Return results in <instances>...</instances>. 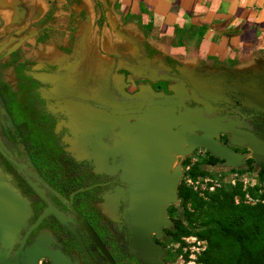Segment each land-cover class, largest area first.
<instances>
[{
  "label": "crops",
  "instance_id": "1",
  "mask_svg": "<svg viewBox=\"0 0 264 264\" xmlns=\"http://www.w3.org/2000/svg\"><path fill=\"white\" fill-rule=\"evenodd\" d=\"M0 26L22 35L5 42L7 60L30 43L20 59L49 87L67 152L96 173L122 171L114 141L140 108L173 98L211 114L232 95L263 110L253 94L264 92V0H0Z\"/></svg>",
  "mask_w": 264,
  "mask_h": 264
},
{
  "label": "water",
  "instance_id": "2",
  "mask_svg": "<svg viewBox=\"0 0 264 264\" xmlns=\"http://www.w3.org/2000/svg\"><path fill=\"white\" fill-rule=\"evenodd\" d=\"M160 104L150 109L135 110L141 114L138 120L125 126L117 135L113 146L114 160L119 159L117 167L121 168L123 178L127 179V204L124 212L129 226L128 248L141 264H163L161 259L163 250L152 236H160L163 228L168 225L166 207L176 197L179 171L172 170V154H187L195 148L202 147L215 157L236 167L243 157L214 138L221 131L229 132L232 135L231 142L235 145L249 143L255 156L264 161V141L249 131L239 129V124L231 118L204 116L196 109H190L173 98L163 100ZM8 160L19 170L23 169V166L11 157H8ZM29 184L45 200L47 207L25 230L22 238L21 233L8 234L0 230V264H37L43 258L49 259L52 264H69L62 253L41 243H36L25 252L22 251L29 235L50 215L64 225L72 223L81 227L109 264H115L91 226L72 206L74 196L88 190L89 187L79 188L70 193L68 200L63 199L68 209L76 216L69 218L46 199L43 191L30 181ZM117 197L119 198L118 194ZM19 198L25 201L16 193L11 197H0V206L6 204L3 210L0 208V226L7 215V207L18 210ZM26 204L28 206L26 212L18 211L24 216L21 221L22 228L27 226L31 215V209L27 202ZM69 230L75 234L71 227ZM75 237L85 251L80 238L76 234ZM17 242L19 246L14 253L13 263L12 259H9V253ZM19 256H25L24 262L20 263Z\"/></svg>",
  "mask_w": 264,
  "mask_h": 264
},
{
  "label": "trees",
  "instance_id": "3",
  "mask_svg": "<svg viewBox=\"0 0 264 264\" xmlns=\"http://www.w3.org/2000/svg\"><path fill=\"white\" fill-rule=\"evenodd\" d=\"M16 70L20 80L17 92L0 83V111L11 122L7 133L0 124V150L15 153L19 162H26L47 175L50 189L64 197L94 184L96 176L90 171H83L81 165L67 155L55 136L42 128L45 123L56 124L54 116L44 109L45 100L39 94L44 85L26 74L24 67L18 66ZM30 99L42 106L39 112L28 102ZM0 157L7 171L14 173V165L1 153ZM197 172V167H194L192 176L195 177ZM93 190L76 194L73 203L83 204L92 196ZM238 193L236 188L221 189L204 201L196 193L181 187L179 196L188 225L178 222L170 233L172 239L178 241L183 236L194 234L193 214L186 207L189 203L198 212L197 218H201L205 228L201 234L208 246L200 258L201 264H264V204H236L234 197ZM30 209L33 217L28 219V226L38 215L36 207L30 205ZM92 216L90 212L87 218L92 221ZM92 223L98 225V221Z\"/></svg>",
  "mask_w": 264,
  "mask_h": 264
},
{
  "label": "flooded vegetation",
  "instance_id": "4",
  "mask_svg": "<svg viewBox=\"0 0 264 264\" xmlns=\"http://www.w3.org/2000/svg\"><path fill=\"white\" fill-rule=\"evenodd\" d=\"M49 16H50V12L47 14L46 18L43 20V23L48 22ZM39 38L42 40L38 41ZM46 39H47V33L45 30H43L41 35L36 39V42L42 43ZM20 52L21 51L13 52L11 56H9L11 60H5L2 64H0V67L3 71L2 79L0 80V83H5L12 92L18 91V85L20 81L17 70H16L18 66L24 67L25 73L34 77L31 72L32 70L31 60L27 58L24 60H21L20 58H18L17 60L15 59V57ZM7 71H12L15 76L14 78L16 80V85L14 87H12L4 79ZM38 81L44 85V87L39 90L40 96L45 100L44 109L47 112H49L52 116H54L55 122H56L54 126H51V124L45 123L42 125V128L52 133L55 136V138L58 140V143L63 147L67 155L70 158L74 159L71 156V154L67 152L65 144L63 143V137L67 133V130L64 127L60 126V123L63 120V118L62 116L53 113V111L51 110V104H50L51 101L47 98V95H46L49 91L48 90L49 87L46 84L42 83L40 80ZM157 89L166 90L164 88V84L157 86ZM229 96H230V99L228 101H220L214 106L215 111L213 113L211 114L202 113V114L207 117L227 116L228 118H231L232 120H234L235 122L239 124L238 126L239 129L249 131L253 133L257 138L264 141V135L260 134L258 131L260 128L258 124L264 118V111L257 110L255 108H245L240 105V102L238 99H236L232 95H229ZM28 102L31 103V105H34L33 108L36 111L39 112L41 110L42 106L40 107L39 104L35 100L30 99L28 100ZM5 121L8 124L5 123ZM0 124L2 125L6 133L11 129V122L5 115H3V113H1V111H0ZM197 134L200 135L201 133H197ZM214 138L217 139L221 144L227 145L228 147L232 148L235 152L239 154L238 150L231 145L232 135L229 132L220 131L217 133V135ZM0 153L7 160H8V157H11L16 162H18L19 164L23 166L22 170H19L18 167L14 166L15 167L14 173H11L10 171L8 172L7 169L4 167L2 159L0 157V169L2 168L5 174H7L11 178L12 183L14 184L15 188L19 191L21 196L27 200L29 207L31 205L37 208V213H38L37 217L47 207V203L40 196V194H38L30 186L29 181L32 182L38 189L43 191L46 199L57 210L63 212L69 218H76V216L71 212V210L68 209L67 204L63 201V199L68 200L69 196L64 197L63 195L55 192L52 188L50 189V187L47 185V178H46L47 175H45L42 172L37 171L35 167H33L32 165L26 162H19L15 158V153L13 152H8L6 150L1 149ZM75 161L81 165L83 171H90L96 177L94 179L95 180L94 184L90 186H86V187H89L88 190H91L94 188V190L91 193L92 196H90L89 199H86L83 204L75 205L72 202L73 208L77 210L82 215V217L87 221V223L91 226V228L93 229V231L95 232V234L97 235L101 243L104 245L106 250L109 252L115 264H136L137 262L141 264L137 256L131 254L128 248V242H126L129 237V226L127 228L125 222L123 223L122 220H119V218H121L120 215H122V210L124 206L121 200H119V203L117 205V212H116V216L114 219H109L105 217L99 209L100 204L105 201L104 196L106 194L107 196L113 195V194L115 195L116 188H119V189L126 188V182H123L124 180L121 177V171H119L118 173L114 175L96 173L93 167L89 163L84 162V161H77V160ZM90 212L93 213L92 221H90L87 218V215H89ZM32 217L33 216L31 212L30 218L32 219ZM96 221H98L97 226L93 225L92 223ZM27 226L25 230L29 227ZM39 227L40 229H38ZM69 227H71L72 230L75 232V234L80 238L81 242L84 245L85 251L83 250L82 246L76 240L75 234L69 230ZM38 228H37L38 230L35 229L29 235L22 249L23 252L29 249L32 246V244L38 240V235L41 231H47L51 234V239L47 242H42L41 244H47L46 245L47 248L54 249L62 253L64 257L66 258V260L69 262V264H109V262L107 261L105 256L102 254V252L99 250V248L96 246V244L92 241L89 235L81 227L75 224H72V223H68L67 225H64L60 223L54 216L50 215L41 222ZM25 230L21 232V238ZM18 246H19V242L15 243V245L10 251L11 255H9V259H12L13 263H15V258L13 256ZM122 255L124 257L123 261H122ZM24 260H25V256H19L20 263L24 262ZM37 264H52V263L49 259L43 258V259H40Z\"/></svg>",
  "mask_w": 264,
  "mask_h": 264
},
{
  "label": "rangeland",
  "instance_id": "5",
  "mask_svg": "<svg viewBox=\"0 0 264 264\" xmlns=\"http://www.w3.org/2000/svg\"><path fill=\"white\" fill-rule=\"evenodd\" d=\"M17 29V28H15ZM27 33V31H25ZM33 35V33L31 34ZM22 35L11 33L1 32L0 26V64L7 60V50L3 51L5 48V42L11 38L15 37L16 40H13L9 43L12 47L18 45L17 39L21 38ZM30 43H25L24 48L21 52L15 57L25 58V55L28 54ZM24 52L22 53V51ZM13 52H10V55ZM2 69L0 67V80L2 79ZM254 102L264 101V92L256 91L253 94ZM247 104H252L248 102ZM264 111V105L262 106ZM5 123H7L5 121ZM8 124V123H7ZM260 126L259 133L264 135V118L258 124ZM239 154L242 155V161L236 167H232L225 160L219 159L212 155L210 151L205 148L198 147L193 151L184 154H172L171 155V167L172 170L179 171V179L176 190L175 199L166 207L167 210V219L169 221L168 225L163 228V232L160 236L153 235L154 240L161 246L163 250V255L161 257L163 264H201L200 258L207 249V240L203 237L201 232H204L205 228L201 223V218L198 219V212L187 203V210L193 214V226L194 234L183 236L178 241L172 239L170 233L173 231L174 226L178 222H182L183 225L187 226L188 222L185 218L183 206L181 205V199L179 196V189L186 188L196 193L199 198L206 201L212 196L215 192L221 189L227 188H236L239 193L234 197V202L244 203L247 205H257L264 204V161L255 156L254 150L251 148L249 143H244L241 145H235ZM194 167H197L198 172L195 177L192 176L191 172ZM123 182L127 183V179ZM14 184L12 183L11 178L5 174V172L0 169V197H11L13 194ZM213 188V189H210ZM19 193V191L16 189ZM115 192L119 195V200H121L123 206L122 215L119 220L125 222L127 228L128 224L126 221L125 208L127 204V192L126 188H116ZM20 194V193H19ZM21 195V194H20ZM26 202L27 200L23 198ZM105 201L100 204L99 209L101 213L109 218L114 219L117 212V201L116 196L108 195L104 196ZM19 198L18 200V210H13L10 207L8 208L7 215L2 221L0 226L1 232L8 234L19 235L22 231L25 230L26 226L22 228L21 221L23 215L18 213V211H27L28 206L26 202ZM28 203V202H27ZM6 204L0 206L3 210ZM6 208V209H7ZM51 239V234L47 231H41L38 235V240L40 243L47 242ZM129 244V237L126 241ZM37 242H34L32 246L36 245ZM47 245V244H42ZM31 246V247H32ZM11 255V252L9 253Z\"/></svg>",
  "mask_w": 264,
  "mask_h": 264
},
{
  "label": "built area",
  "instance_id": "6",
  "mask_svg": "<svg viewBox=\"0 0 264 264\" xmlns=\"http://www.w3.org/2000/svg\"><path fill=\"white\" fill-rule=\"evenodd\" d=\"M210 189H213V188H210Z\"/></svg>",
  "mask_w": 264,
  "mask_h": 264
}]
</instances>
